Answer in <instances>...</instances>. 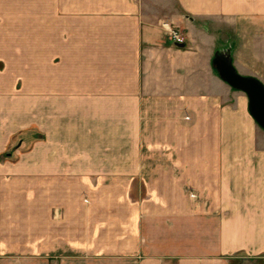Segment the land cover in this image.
Wrapping results in <instances>:
<instances>
[{
  "label": "crops",
  "instance_id": "obj_1",
  "mask_svg": "<svg viewBox=\"0 0 264 264\" xmlns=\"http://www.w3.org/2000/svg\"><path fill=\"white\" fill-rule=\"evenodd\" d=\"M221 50L264 84V0H0V264H264V129Z\"/></svg>",
  "mask_w": 264,
  "mask_h": 264
},
{
  "label": "water",
  "instance_id": "obj_2",
  "mask_svg": "<svg viewBox=\"0 0 264 264\" xmlns=\"http://www.w3.org/2000/svg\"><path fill=\"white\" fill-rule=\"evenodd\" d=\"M177 45L185 47V43ZM213 64L222 79L248 95L250 113L264 129V84L255 77L240 74L234 67L228 52L218 51L213 58Z\"/></svg>",
  "mask_w": 264,
  "mask_h": 264
},
{
  "label": "rangeland",
  "instance_id": "obj_3",
  "mask_svg": "<svg viewBox=\"0 0 264 264\" xmlns=\"http://www.w3.org/2000/svg\"><path fill=\"white\" fill-rule=\"evenodd\" d=\"M221 52L226 53V50H221ZM36 132L37 131L35 127H31V128H27V129H23L22 131H19L16 135H14L12 143L10 147L8 148V150L5 153H3V158L17 160L19 158L18 150L20 148H22L21 150H24V151L28 150L29 147H31L30 144H32V142L35 141L33 140V138L35 139L37 137L38 132L37 133Z\"/></svg>",
  "mask_w": 264,
  "mask_h": 264
},
{
  "label": "built area",
  "instance_id": "obj_4",
  "mask_svg": "<svg viewBox=\"0 0 264 264\" xmlns=\"http://www.w3.org/2000/svg\"><path fill=\"white\" fill-rule=\"evenodd\" d=\"M162 26L167 31V34L173 43H186V37L178 26H175L169 22H163Z\"/></svg>",
  "mask_w": 264,
  "mask_h": 264
}]
</instances>
